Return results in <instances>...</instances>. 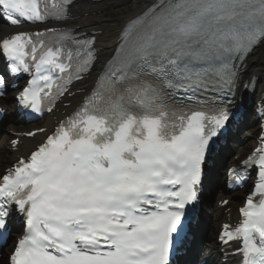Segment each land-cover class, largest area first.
<instances>
[{"label": "snow or ice", "instance_id": "obj_1", "mask_svg": "<svg viewBox=\"0 0 264 264\" xmlns=\"http://www.w3.org/2000/svg\"><path fill=\"white\" fill-rule=\"evenodd\" d=\"M77 0H0V118L9 97L52 127L0 171V264H185L218 147L255 91L264 0H148L101 58L95 33L67 27ZM26 77L23 86L16 82ZM59 114V115H57ZM261 132L224 187L252 186L239 221L222 223V264H264ZM230 200H217L225 208ZM20 227H15L16 222ZM5 247L8 242L5 240Z\"/></svg>", "mask_w": 264, "mask_h": 264}, {"label": "bare ground", "instance_id": "obj_2", "mask_svg": "<svg viewBox=\"0 0 264 264\" xmlns=\"http://www.w3.org/2000/svg\"><path fill=\"white\" fill-rule=\"evenodd\" d=\"M147 2L148 0H118L110 5L109 3L105 4L102 10L105 11L106 9L108 10V9H115V8L118 10H121L122 8L127 9L130 6L135 7L134 12L130 14L128 18H126V20H130L131 18L135 17L138 13H140V11L143 9L142 5H145ZM85 13H90V15H88V20L85 21V24L87 25L86 28L101 32L100 36L98 37L99 49L101 50L102 58L107 57L110 54L111 49L116 42L117 36L121 28L127 23V21L106 18L105 16L99 15L98 10H90L88 8L85 9ZM79 25L81 26V20L79 21ZM11 32L13 31H10L8 28L0 24V37H5ZM248 71L251 73L255 72V73L260 74L263 78V85H264V47L256 52L254 59L249 60ZM12 108H13L12 99L11 97H9L8 114L10 115L11 119L7 122V126L9 129H16L17 126L19 127V124L17 121H14L12 119V111H11ZM254 131H255L254 126L250 125V128L246 130V132L243 133L241 140L242 139L246 140L247 136L249 137L250 135H252ZM7 138H9V136H7L6 134V135H3L2 139L6 140ZM2 145L3 144L0 145V149H2ZM32 146H33V142L26 141L24 142V147L22 151L30 150ZM11 156L13 155L6 154V157L8 158H10ZM237 196L238 194L235 197ZM205 223H206L205 227L207 228L208 227L207 221H205ZM204 246H206L208 250L212 251L213 257H212L210 264H218V260H217L218 249H217V246H215L214 244V238L212 237L211 232L210 234H205Z\"/></svg>", "mask_w": 264, "mask_h": 264}, {"label": "rangeland", "instance_id": "obj_3", "mask_svg": "<svg viewBox=\"0 0 264 264\" xmlns=\"http://www.w3.org/2000/svg\"><path fill=\"white\" fill-rule=\"evenodd\" d=\"M133 9H135V7L130 6L129 9H123V11L121 13H118L116 15H114L116 18H123V17H127L130 14V11H132ZM3 169V166L0 167V170Z\"/></svg>", "mask_w": 264, "mask_h": 264}]
</instances>
